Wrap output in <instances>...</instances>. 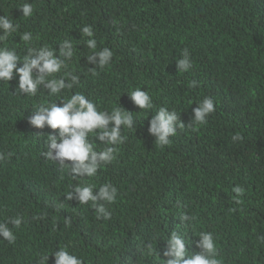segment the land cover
I'll return each instance as SVG.
<instances>
[{"label":"trees","instance_id":"trees-1","mask_svg":"<svg viewBox=\"0 0 264 264\" xmlns=\"http://www.w3.org/2000/svg\"><path fill=\"white\" fill-rule=\"evenodd\" d=\"M24 2L0 0V15L19 25L0 48L21 58L44 46L58 54L68 39L73 58L48 79L67 71L80 82L58 96L43 88L31 96L17 93L15 74L0 81V221L23 218L20 228L9 225L14 244L0 238V264H40L43 255L55 264L51 254L65 246L83 264H163L173 231L190 253L199 251V233L211 232L221 264H264V0H28V18L17 8ZM86 25L97 50L114 54L95 76L81 32ZM25 32L33 34L27 44ZM185 49L193 66L178 73ZM137 87L149 93L153 109L141 111L130 100L127 92ZM77 92L99 110L121 105L137 119L136 131L122 128L127 139L115 146L116 158L92 178H73L46 159L47 135L58 130L28 121L41 105H59ZM204 97L213 98L215 111L205 124L187 127ZM160 107L176 110L186 126L164 147L148 132ZM237 133L242 139L234 141ZM106 182L118 189L106 205L109 219H97L91 203L67 199L79 183L98 191ZM237 186L244 190L239 203ZM185 213L194 219L182 224ZM149 243L157 254H147Z\"/></svg>","mask_w":264,"mask_h":264},{"label":"clouds","instance_id":"clouds-1","mask_svg":"<svg viewBox=\"0 0 264 264\" xmlns=\"http://www.w3.org/2000/svg\"><path fill=\"white\" fill-rule=\"evenodd\" d=\"M23 18L33 15L32 3L25 0L19 7ZM19 28L18 24L7 15H0V41L6 40ZM83 37H87L85 46L92 50L90 55H86L87 62L95 67H90L92 75H97V68L104 69L109 65L113 52L105 47L97 50V40L94 38V31L91 26H83L81 29ZM22 41L27 44L33 39L31 32H25L21 36ZM74 55L73 43L65 39L59 45V52L47 46L29 48L28 54L21 58L14 49L0 48V81L9 82L14 79V74L18 76L17 93L35 96L41 88L48 91L50 96H58L64 89H72L79 84V75L73 72L64 71L60 78L48 79L68 67ZM22 62V66L18 63ZM193 64L189 52L185 49L181 57L176 60L178 73L188 72ZM196 86V81L192 82ZM130 100L141 111L153 109V101L148 92L137 87L135 90L127 92ZM62 103L51 102L41 105L32 111L28 117L31 126L43 129L45 126L52 130H58L47 135L45 140L46 151L42 155L54 163H58L61 169H68L73 178H92L104 165L111 163L116 157L117 148L115 146L123 144L127 139L122 135V128L132 130L137 125L131 111L126 110L121 105L115 107L111 112L99 110L96 103L82 93H75L70 98L60 100ZM120 104V103H119ZM192 109V117L187 125L189 128L203 125L207 122V117L215 111V101L211 97H204L196 103ZM141 111L135 112L140 113ZM148 112L147 116L149 115ZM181 114L176 110H169L167 107H160L152 115L149 122L148 132L155 137V144L164 147L171 143V137L177 134L178 129L185 128L181 120ZM99 130V131H97ZM92 134L99 144L105 145L103 150H97L95 144L90 140ZM234 141L242 139L239 133L232 138ZM4 159V154L0 153V160ZM70 161L71 163H67ZM92 183H79L68 193L67 199H75L80 204L91 203L95 210L97 219H109L111 212L106 205L115 202L118 189L111 182H106L95 190ZM236 193V201L243 195L244 190L237 186L233 189ZM194 219L187 213L180 217L182 224H186ZM23 218L17 216L0 221V238L14 244L16 236L9 225L20 228ZM199 240L196 242L197 252H189L186 246V239L180 233L173 231L167 239V246L161 259L163 264H221L218 258V247L211 232H200ZM147 254H157V249L153 244L147 246ZM51 255L55 257V264H83V260L69 251L68 247H62L54 251ZM159 255V254H158ZM50 255H43L40 264H48Z\"/></svg>","mask_w":264,"mask_h":264}]
</instances>
